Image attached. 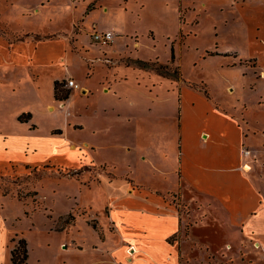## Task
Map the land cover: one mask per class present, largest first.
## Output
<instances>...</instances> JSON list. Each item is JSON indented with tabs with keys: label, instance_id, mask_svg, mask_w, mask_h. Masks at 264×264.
Listing matches in <instances>:
<instances>
[{
	"label": "rangeland",
	"instance_id": "rangeland-1",
	"mask_svg": "<svg viewBox=\"0 0 264 264\" xmlns=\"http://www.w3.org/2000/svg\"><path fill=\"white\" fill-rule=\"evenodd\" d=\"M123 3L0 0V45L8 37L22 39L10 37L8 27L66 33L47 44L60 47L66 61L60 69L68 66L82 88L64 111L72 121L71 141L83 153L78 158L64 134H52L50 126L64 125L62 116L52 119L56 122L44 116L24 124L16 118L14 123L7 116L11 110L0 101V264H12L11 250L21 237L28 242L29 264H115L114 256L120 264H264V0ZM91 4L95 9L89 10ZM36 8L40 12L34 14ZM118 28L128 32L131 54L181 67L182 90L172 83L159 97L169 120L156 121L162 130L184 134L181 171L188 178L179 182L178 171L168 165L176 176L160 184L166 191H179L181 198L152 193L142 159L154 151L146 126L121 133L125 127L117 119L116 102L105 101L102 93L118 68L96 59L103 56L98 49L108 45L95 42L91 33ZM5 74L0 68V98L5 95L12 104L35 99L26 89H18L12 98ZM61 82V90L70 91L66 79ZM85 87L93 94L83 93ZM75 122L83 127L74 129ZM203 129L219 142L204 143L199 137ZM171 148L176 155V141ZM111 170H131L144 186L124 194L125 180L102 181L113 175ZM197 174L206 177L202 185L193 182ZM108 205L119 229L96 248L99 236L105 238L113 229ZM126 205L133 208L131 214L122 211ZM176 231L170 241L179 243L180 261L178 247L166 239ZM123 235L145 242L152 257L136 254L129 262L125 250L115 249Z\"/></svg>",
	"mask_w": 264,
	"mask_h": 264
},
{
	"label": "crops",
	"instance_id": "crops-1",
	"mask_svg": "<svg viewBox=\"0 0 264 264\" xmlns=\"http://www.w3.org/2000/svg\"><path fill=\"white\" fill-rule=\"evenodd\" d=\"M123 1V5L126 6L127 0ZM91 5L92 7L89 10L95 9L93 7V4ZM39 12L40 9L38 8L33 10L34 14H37ZM108 30L114 31L117 36L113 43L102 49H98L100 52L103 51V56L97 54L98 57L96 59L99 60L103 65H106L114 70L118 68V70L116 73V77L111 80L112 82L110 83V85H104L102 88V93L105 96V101H110V103L112 102L113 104H115L116 102L115 107L117 110V119L120 124H124L125 127V131L122 130L121 133L132 132L134 129L139 128L140 124L142 127L145 124L146 127L144 129L149 134L147 140L148 142L154 144L153 154L152 151H150V156L142 155V159L147 162V166L149 169V174L147 173L148 177L152 179L150 184L152 193L164 197L169 196L170 194H178L180 196L179 191H166L165 187L160 186V184L163 179H166L172 174L171 170L167 169L168 165L173 166L175 174L178 171L179 182L181 180L184 181L186 180V178H188V176H186V174L181 171L183 170V162L186 159V147L184 145L183 139L184 134L182 130L177 131L176 135L174 134L172 129H169L168 131H166V129L162 130V128L156 125V121L162 124L163 121L169 120L168 117H170V115L167 114V111L161 106L159 97L163 96L166 92H169V87L172 86V83H175L176 86H180L181 88L185 80L183 78L176 79L173 77H166L158 73H152V70L150 69L141 68L140 66H138V64L135 63V60H142L150 63L157 62L158 60H144L141 59V56L131 54V52L128 50L129 45L127 46L128 43L126 40L128 35H125L128 34V32H126L125 29L118 28L117 31H115L114 29ZM8 32L10 33V37H12V35H20V38H22L13 40L12 38L8 37V39L6 37L7 39H5V46L0 45V68L6 72L5 76L7 79L5 80V82L9 85L8 91L10 92L11 97L14 98L17 95H12L15 94L18 89H26L27 94L35 99L32 102L27 101L19 104H12L4 95L2 98H0V101L3 102V107L6 108V110H11L9 111V114L7 116L11 118L14 123H16V118H18L19 121V116H21L22 114H30V117L28 119V121L30 120L29 122H32L36 117L45 116L49 117V119L52 120L57 117L59 118V116H62L64 125L56 124L50 126L52 134H64L67 143H69V145H66L69 147V149L73 150L76 153L78 158H80L83 153L81 152L80 148H78L77 143L71 141L69 134L71 132L72 121H70V117L67 115V111H64V109L71 107V103L78 93L77 91L81 90L82 88L74 91L70 90V96L65 101H59L56 99L55 82H61L68 77H75L73 76L68 66L63 65L64 70L60 69L59 64L62 62H66L64 58L65 55L61 53L60 47L47 44L50 42L52 43L53 41H55L54 39H57V37L66 33L43 32L38 28L26 26L19 30H12L8 27ZM1 38L0 40L3 41V39ZM139 44V41H135V45ZM120 68L122 69V72H119ZM64 71L66 72L65 74L63 73ZM94 71L95 68L90 71V75L88 76L92 77L94 75ZM46 73H49V75H47ZM22 78L25 79L24 82ZM87 92L90 93L89 95L93 94L92 90L88 89V87H85L83 93ZM205 93L206 95L208 94V92L206 91ZM207 96L211 99L209 95ZM156 106H158L157 109ZM28 121H21V123H28ZM52 122L56 121L52 120ZM252 125H255V123H252ZM82 127L83 125L77 122L73 124L74 129ZM35 128L36 125L34 124L31 130ZM254 130L257 131V128H255V126ZM204 133H207V135H204ZM199 137L204 143L207 139L209 140L207 142L208 144L209 142H211L210 140H215L212 142L214 145L219 142L215 137H213V134L210 131H207L205 129L200 132ZM175 141L177 142L179 148L177 149L176 155L175 153H171V146L172 143H174L175 146ZM131 146L132 145H127L126 147L127 149L131 150ZM84 147L90 148L91 143L85 141ZM241 151H244L243 148L241 149ZM251 153L252 152L250 150V154ZM198 159L200 160V157ZM90 163L96 165L93 162ZM128 166L130 165L128 164ZM175 174H172L173 177L176 176ZM195 176L196 177L193 180L195 185H202V180L206 178L204 174L202 176L198 174ZM219 176L220 175H217V177ZM103 179H107V181L109 180L110 182H115L121 179L125 180L127 184L125 186L124 194H132L139 188L144 186V183L139 181L131 170L120 174H116L113 172V175H111L110 178L102 177V181ZM152 181L154 182V184H152ZM164 200L166 199L164 198ZM167 203L168 205H172L169 202ZM108 207V219L111 221V226L113 227V229L109 232V234H106L105 238H101L99 236V244L95 245L96 248L105 246L112 232H117V230L119 229L117 223L119 219L114 216L113 207L109 205ZM122 211L125 214H131L133 208H129V206L126 205L125 207H123ZM125 216L126 215H124V218ZM177 216L181 224L182 215L179 214L178 210ZM127 217L130 218L131 215H127ZM175 233H178V231L170 233L168 236H166V239L169 243L178 247L177 256L178 260L180 261L182 258L180 255L179 243L177 241V243H175L174 241H170L171 237ZM256 244H260V242L258 241ZM119 248H121L122 252L123 250L126 251V257L129 262L135 259L134 256L136 254L140 255L137 256V258L142 257L141 255H148L152 257V249H150L145 242H142L130 236L123 235L121 237V240L119 241L115 249ZM129 249L131 250V253L135 251L138 253L131 255L128 252ZM114 258L115 264L121 263L118 257L114 256Z\"/></svg>",
	"mask_w": 264,
	"mask_h": 264
},
{
	"label": "trees",
	"instance_id": "trees-1",
	"mask_svg": "<svg viewBox=\"0 0 264 264\" xmlns=\"http://www.w3.org/2000/svg\"><path fill=\"white\" fill-rule=\"evenodd\" d=\"M171 59L175 61L174 49H172ZM135 63L138 64L141 68L150 69L158 72L159 74L166 77H173L176 79H182V73L178 67L172 68L167 64H162L160 62H145L142 60H135ZM62 82H55V97L59 101H65L70 96V91L61 90ZM30 114H22L19 116L20 121H28ZM70 223V222H68ZM60 229V228H59ZM16 241L15 247L11 250V263L12 264H29V248L28 242L24 237H21Z\"/></svg>",
	"mask_w": 264,
	"mask_h": 264
},
{
	"label": "built area",
	"instance_id": "built-area-1",
	"mask_svg": "<svg viewBox=\"0 0 264 264\" xmlns=\"http://www.w3.org/2000/svg\"><path fill=\"white\" fill-rule=\"evenodd\" d=\"M91 37L95 42L99 43L100 45H110L112 42H114L116 33L112 30L100 31L94 29L91 33ZM65 87L72 91L80 89L79 83L73 77H68L66 79Z\"/></svg>",
	"mask_w": 264,
	"mask_h": 264
},
{
	"label": "bare ground",
	"instance_id": "bare-ground-1",
	"mask_svg": "<svg viewBox=\"0 0 264 264\" xmlns=\"http://www.w3.org/2000/svg\"><path fill=\"white\" fill-rule=\"evenodd\" d=\"M130 249H131V248H130ZM130 249L128 250L129 254H131V250H130Z\"/></svg>",
	"mask_w": 264,
	"mask_h": 264
}]
</instances>
